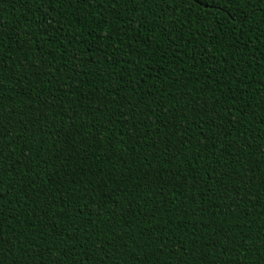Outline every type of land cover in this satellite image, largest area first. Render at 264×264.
Listing matches in <instances>:
<instances>
[{
	"label": "trees",
	"instance_id": "1",
	"mask_svg": "<svg viewBox=\"0 0 264 264\" xmlns=\"http://www.w3.org/2000/svg\"><path fill=\"white\" fill-rule=\"evenodd\" d=\"M0 264H264V0H0Z\"/></svg>",
	"mask_w": 264,
	"mask_h": 264
}]
</instances>
